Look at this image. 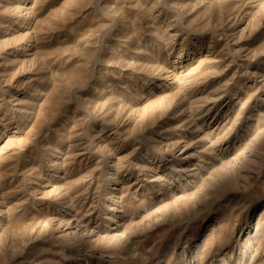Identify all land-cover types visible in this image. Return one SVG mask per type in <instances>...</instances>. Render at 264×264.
<instances>
[{"label": "rangeland", "instance_id": "obj_1", "mask_svg": "<svg viewBox=\"0 0 264 264\" xmlns=\"http://www.w3.org/2000/svg\"><path fill=\"white\" fill-rule=\"evenodd\" d=\"M0 264H264V0H0Z\"/></svg>", "mask_w": 264, "mask_h": 264}, {"label": "bare ground", "instance_id": "obj_2", "mask_svg": "<svg viewBox=\"0 0 264 264\" xmlns=\"http://www.w3.org/2000/svg\"><path fill=\"white\" fill-rule=\"evenodd\" d=\"M184 54H185V51H184V49H182V51L179 52L177 56L179 59H181V58H183Z\"/></svg>", "mask_w": 264, "mask_h": 264}]
</instances>
